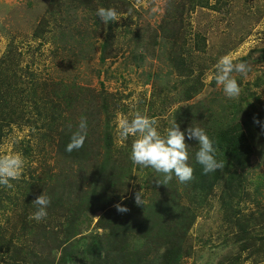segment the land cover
<instances>
[{
  "label": "rangeland",
  "instance_id": "rangeland-1",
  "mask_svg": "<svg viewBox=\"0 0 264 264\" xmlns=\"http://www.w3.org/2000/svg\"><path fill=\"white\" fill-rule=\"evenodd\" d=\"M224 55L250 69L233 73L236 98L215 81ZM136 112L162 136L203 128L224 169L204 174L186 134L193 179L158 186L117 136V114ZM82 118L85 143L68 152ZM8 153L25 165L0 185V264H264V0H0Z\"/></svg>",
  "mask_w": 264,
  "mask_h": 264
},
{
  "label": "clouds",
  "instance_id": "clouds-1",
  "mask_svg": "<svg viewBox=\"0 0 264 264\" xmlns=\"http://www.w3.org/2000/svg\"><path fill=\"white\" fill-rule=\"evenodd\" d=\"M96 15L106 25L120 20L113 8L100 7ZM215 68L216 84L223 86L224 94L228 98L238 97L241 88L233 73L246 75L250 70L248 66L245 63H235L231 56L224 55L218 60ZM116 123L117 136L121 142L128 140L129 137L134 138L130 154L133 164L143 168H152L161 174L162 178L158 177L155 181L158 186H167L173 175L180 183H187L193 179L194 169L188 163L189 146L185 142L186 134L188 139L199 141L195 158L196 162L203 167L204 174L224 169L223 162L215 157L216 148L213 140L201 127L190 126L185 132L180 130L179 124L175 121L162 136L156 127L157 121L139 112H136L132 119L117 114ZM87 127V120L82 118L78 130L72 134L66 146V151L72 152L83 147L87 138ZM24 165L25 160L19 153L0 155V185L11 188L13 186L11 181L21 177ZM32 203L37 210L29 216V219L40 222L48 215L47 208L51 203L50 198L43 193ZM135 203L138 206L145 205L143 191L135 194ZM115 207L121 213L128 211L121 204Z\"/></svg>",
  "mask_w": 264,
  "mask_h": 264
}]
</instances>
